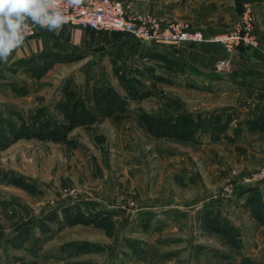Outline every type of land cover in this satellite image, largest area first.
Here are the masks:
<instances>
[{
    "label": "rangeland",
    "instance_id": "374dc122",
    "mask_svg": "<svg viewBox=\"0 0 264 264\" xmlns=\"http://www.w3.org/2000/svg\"><path fill=\"white\" fill-rule=\"evenodd\" d=\"M42 30L35 29L33 37ZM81 30L85 39L80 44L62 42L78 57L54 63L40 79L21 70L2 72L11 61L4 63L0 68V117L11 109L27 115L50 105L66 82L76 91L86 81L111 85L125 95V80L143 78L150 67L170 82L146 81L149 96L130 99L127 110L116 117L74 128L64 143L18 139L0 149V264H228L218 257L233 251L197 224L204 221L194 210L212 201L208 197L221 200L214 204L216 210L226 208L224 214L217 213L228 224L226 229L240 226L244 253L255 264H264V226L254 228L253 222L231 209L239 190L248 186L240 183L244 174L231 169L223 179L210 182L213 176L204 172V154L196 146L201 136L196 143L155 138L139 122L142 113L196 116L199 95L186 93L188 81L174 79L165 61L160 66L150 56L139 54L149 43L126 33ZM10 83L27 91L15 94ZM195 118L199 125L200 119ZM199 126L197 131L202 132ZM182 159V165L188 159L184 168L190 173L185 175L177 166ZM5 173L15 174L30 187L10 182ZM261 198L264 203V194ZM68 204L81 205L85 217L95 219L98 212L106 217L59 230L51 224L50 231L41 233L40 222ZM25 230L33 233L32 239L21 243ZM71 242H86L91 247L66 255L61 247Z\"/></svg>",
    "mask_w": 264,
    "mask_h": 264
},
{
    "label": "crops",
    "instance_id": "0c3cea01",
    "mask_svg": "<svg viewBox=\"0 0 264 264\" xmlns=\"http://www.w3.org/2000/svg\"><path fill=\"white\" fill-rule=\"evenodd\" d=\"M124 1L136 13L150 14L163 22L186 23L191 28L202 31L207 38L231 30L239 20L242 4L245 1L252 2L254 25L251 34L255 40V46L240 45L226 48L221 43L208 39L203 42L148 44L149 46L145 50L142 48L137 50H143L139 54L144 53L143 55L150 56L151 60L160 66L163 57L182 65L183 72H181L182 70L176 71L171 75L179 82H181L180 79L188 81L184 86L186 93L199 95L201 101L198 112L202 117L216 113L217 118L220 119L219 124L222 125V128L218 130L216 140L206 134L202 136L200 143L196 144V146H200L204 154L202 158L206 169L204 172L213 176L210 178V182H218L223 179L231 169H235L242 175L263 165L264 0ZM81 29L80 26L77 27L74 24H63L57 31L44 29L38 35L26 38L24 44L14 50L8 60L25 57L43 49L70 52L62 42L80 44L85 39V33ZM221 59L228 60L229 66L218 70L216 63ZM4 63L0 61V68L4 66ZM171 79L173 78L171 77ZM182 161L183 159L177 166L182 167L181 172L185 175L189 172L184 168L188 165V159L184 161L183 165ZM186 177L187 179L193 178V176ZM249 187L256 188L260 194H264V183H254ZM250 194L251 191L246 188L239 190L231 202L235 205L231 209L237 215L253 222L254 228L258 229L264 225H259L251 215L250 207L246 203ZM208 199H212V201L195 208L194 213L198 217L202 219L206 218L210 212H220L221 214L226 211L225 207H219V210L214 207V204L222 203L221 200L209 197ZM208 199L206 200L209 201ZM178 213L181 212H176V214ZM202 221L204 223H196L201 228L203 226L207 228L206 220L202 219ZM238 226L234 225L233 227L240 232ZM209 233L219 237V240L233 251L232 255L226 253L219 255L218 258L223 263L235 264L242 256H248L244 253L243 247L231 246L221 234L214 231ZM233 256L236 258H232Z\"/></svg>",
    "mask_w": 264,
    "mask_h": 264
},
{
    "label": "trees",
    "instance_id": "16d2710c",
    "mask_svg": "<svg viewBox=\"0 0 264 264\" xmlns=\"http://www.w3.org/2000/svg\"><path fill=\"white\" fill-rule=\"evenodd\" d=\"M77 57L69 52L43 49L25 57L16 58L11 61L10 66H4L1 70L2 72L7 69L10 72L21 70L31 77L40 79L54 63L72 61ZM162 59L165 61L166 67L173 70V72L182 70V65L164 57ZM145 71H147L146 75L139 80L137 78L125 80L124 87L127 91L125 95L119 93L111 85L89 84L86 81L80 90L76 91L69 88L66 82L61 88L59 96L54 98L48 106H41L31 110L27 115L22 114L18 110H9L7 116L1 115L0 117V149L6 148L18 139H37L64 143L68 140L74 128L80 126L88 128L98 120L112 116L116 117L127 110L130 99H142L149 96L150 91L146 89V81H152V83L156 81L170 82L168 78L156 74L153 67L146 68ZM10 86L12 91L18 95L27 91L24 88L16 87L12 83H10ZM195 117L200 119V126L197 125L199 122L196 123ZM138 119L152 137L168 138L179 142L196 143L200 136L202 137L206 134L216 140L218 130L222 128L216 113H211L205 117H202L201 113L196 116L188 113L161 116H150L142 113ZM197 126L202 127L203 131L198 132ZM15 177H17L15 174L5 173V178L7 180L10 179V182L14 181L16 185L25 189L30 187L27 184L28 182L22 183ZM249 186L246 187V190L251 191V194L248 196L246 203L250 207L251 215L256 222L259 225H264L263 199L256 188H250ZM81 209L82 206L79 204H68L62 206L59 211L51 212L40 222V232L47 233L50 231L51 224H55L59 230L78 223L89 224L95 219L101 218L104 220L106 217L103 216L106 215L102 214L103 212H98L95 215V219L89 216L85 217ZM99 215L102 216L98 218ZM217 216V213L210 212L208 216L206 215V218H203L206 220V229L221 234L231 246L235 248L241 247L239 231L234 229L233 226L226 229L228 224L221 222L222 220H219ZM32 234L30 231L25 230L20 238L21 243L32 239ZM90 247V244L86 242H71L64 244L61 248L67 253L66 255H76L87 251ZM66 264L71 263L66 261ZM237 264L255 263L249 256H242Z\"/></svg>",
    "mask_w": 264,
    "mask_h": 264
},
{
    "label": "built area",
    "instance_id": "2783aa9c",
    "mask_svg": "<svg viewBox=\"0 0 264 264\" xmlns=\"http://www.w3.org/2000/svg\"><path fill=\"white\" fill-rule=\"evenodd\" d=\"M60 10L66 18L64 24H75L96 31L126 33L140 42L149 44L203 42L209 39L221 43L226 48L256 45L251 34L254 23L251 1L243 3L240 19L231 30L210 38L186 23L163 22L150 14L136 13L124 0H80L76 5H69L67 0H62ZM34 32L35 29L28 33L26 38L33 36ZM216 66L218 70H223L229 66V62L221 59L217 61ZM240 183H264V164L240 176Z\"/></svg>",
    "mask_w": 264,
    "mask_h": 264
},
{
    "label": "clouds",
    "instance_id": "9594fccd",
    "mask_svg": "<svg viewBox=\"0 0 264 264\" xmlns=\"http://www.w3.org/2000/svg\"><path fill=\"white\" fill-rule=\"evenodd\" d=\"M62 0H0V61L7 62L33 29L57 31L66 22ZM80 0H67L76 5Z\"/></svg>",
    "mask_w": 264,
    "mask_h": 264
}]
</instances>
